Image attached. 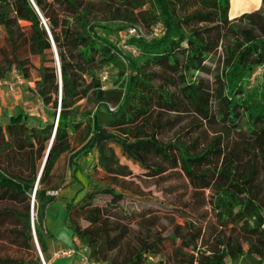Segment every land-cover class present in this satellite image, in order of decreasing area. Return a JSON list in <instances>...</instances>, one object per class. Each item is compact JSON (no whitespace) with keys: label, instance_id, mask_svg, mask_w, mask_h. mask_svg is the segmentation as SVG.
<instances>
[{"label":"trees","instance_id":"16d2710c","mask_svg":"<svg viewBox=\"0 0 264 264\" xmlns=\"http://www.w3.org/2000/svg\"><path fill=\"white\" fill-rule=\"evenodd\" d=\"M235 2L0 0V79L29 81L35 69L48 114L43 125L23 111L0 122V244L21 253L0 264H44L36 238L49 264L52 192L94 152L106 184L70 202L66 216L91 264H264V0L231 18ZM138 22L149 33L125 39L133 54L118 42ZM117 147L149 178L179 171L194 196L180 205L209 204L211 230L208 211L164 237L140 232L144 215L134 230L120 209L134 172ZM100 194L110 207L95 202Z\"/></svg>","mask_w":264,"mask_h":264},{"label":"rangeland","instance_id":"374dc122","mask_svg":"<svg viewBox=\"0 0 264 264\" xmlns=\"http://www.w3.org/2000/svg\"><path fill=\"white\" fill-rule=\"evenodd\" d=\"M262 0H236L235 7H234V15L231 18H235L240 16L243 12L254 11L257 10L261 5ZM256 7V8H254ZM243 11V12H242ZM241 12V13H239ZM239 13V14H238ZM137 28V29H136ZM136 32H140L141 34H148L149 30L144 27L141 22L137 23ZM160 31L159 29H154L150 32H154L156 34ZM152 35V34H151ZM131 36V33H127L126 35L122 34L120 37V41L118 45L127 50L136 54V50L133 48L130 49L129 46L124 44L125 39ZM34 65H40V59L38 57L32 58ZM37 71L33 70V79L37 78ZM114 79L115 74L111 73L108 74V79ZM260 81L259 76H252V78L248 81V88H252ZM34 106L32 108H45L43 106V102L39 99L37 102H34ZM20 108H23L20 106ZM47 108V107H46ZM42 113V112H41ZM46 120L45 123L48 121L47 113H43ZM172 116L174 114H171ZM30 118V116H29ZM4 123V116L1 119ZM190 118L187 119L185 122H189ZM174 133L166 132L165 137L171 136ZM117 153L120 157L122 163L128 164L129 167L134 172V177L129 178L128 180H134V184H139L142 188V192H138L136 185H128L126 189V198L121 201L120 209L122 214H126L128 218L132 220V227L134 230H139V226L137 222L141 220L142 216H146L148 223L145 225L147 227L145 230L144 228L141 229L142 234H147L149 232L158 233L161 236H167L171 234L174 226L177 224H184V222L190 218V216H198L203 218L202 214L208 211V219L203 220L204 227L207 232L211 230L208 227V222L211 218V211L210 205H205L200 210H192L191 208L185 209L180 205V198L184 199V202L187 200L193 201L194 196H192V190L189 189L188 184L184 180V178L179 174V171H176L173 175L157 179V178H149L146 176V170L141 168L136 163L127 159L121 152V150L117 147ZM89 159H84L80 157L78 162L81 164V169L78 171L79 177L85 181H88V189L91 187H103L105 183V179L103 175H99L94 173L96 162V156L88 155ZM73 168L67 167L66 173V188L68 186V181L70 179H74L73 175ZM97 172V171H96ZM172 171L171 173H173ZM92 177L91 178L89 177ZM94 178V179H93ZM78 180V179H77ZM96 183H98L96 185ZM63 188V189H64ZM76 187H73L75 189ZM117 190H120V187H117ZM61 191V190H60ZM59 191V193H60ZM86 192V188H83L78 192V197L71 198L67 196V193L64 192L59 195L56 200L49 206L46 216V229L50 230L52 237L48 239L51 247L54 248V244L64 243L67 246H71L74 243L73 240V231L69 227L66 216H67V206L70 202H75L79 200L84 193ZM70 193V192H69ZM206 195L210 197V192H207ZM110 196H106L103 194L98 195L95 202L102 207H110ZM156 224L155 227L152 224ZM83 225H87L85 221L82 222ZM151 227V228H150ZM149 229V230H147ZM149 231V232H148ZM174 244L172 240H167L164 245L161 247L162 256L167 257L173 250ZM21 255L20 251L15 247L7 245L6 243L0 244V256L5 257H12V258H19ZM60 255H63L60 253ZM236 264H248V262L244 259L239 260Z\"/></svg>","mask_w":264,"mask_h":264},{"label":"crops","instance_id":"0c3cea01","mask_svg":"<svg viewBox=\"0 0 264 264\" xmlns=\"http://www.w3.org/2000/svg\"><path fill=\"white\" fill-rule=\"evenodd\" d=\"M40 99V96L36 92V82L35 79L30 78L29 81L24 85L18 88L17 92L10 93L5 87L0 89V122L3 123L2 116H4V123L6 124L8 119L18 111H23L25 114L30 116L29 122L34 125H43L45 124V116L43 113H47V108H32L34 102H37ZM23 107V108H20ZM42 112V113H41ZM48 115V114H47ZM91 156H96V153L90 154ZM84 159H89L88 156H83ZM79 168L74 175V179H70L67 183L68 186L62 189L59 193L66 192L68 197L77 198L78 192L83 188L88 190V181H85L79 177L78 171L81 169V164L78 162ZM78 179V180H77ZM73 187H76L73 189ZM70 192V193H69ZM58 195V196H59ZM48 229V227H47ZM50 232V230H48ZM74 243L71 246H67L64 243L54 244V248L49 247L52 250V258L49 260V264H81V258L86 254V248L76 241V238L73 236ZM74 250L73 253L68 255H60L63 250Z\"/></svg>","mask_w":264,"mask_h":264},{"label":"built area","instance_id":"2783aa9c","mask_svg":"<svg viewBox=\"0 0 264 264\" xmlns=\"http://www.w3.org/2000/svg\"><path fill=\"white\" fill-rule=\"evenodd\" d=\"M136 30L135 29H131L130 30V33H135ZM261 72V69L258 70V73ZM107 77V74H104L103 78L106 79ZM28 82V80H26V78L19 74V73H13L10 77L6 78V79H0V89L2 87H5L7 89L8 92L10 93H14V92H17L18 91V88H20L21 86H24L26 83ZM57 125V119L55 120V127ZM52 194L54 195H59V192L58 191H54L52 192ZM74 250H63V254L64 255H68V254H71L73 253ZM86 254H84L81 258V264H91V262L88 260V253H87V250L85 251ZM151 260H153L152 257H150ZM44 264H47L45 261H44Z\"/></svg>","mask_w":264,"mask_h":264},{"label":"water","instance_id":"95a60500","mask_svg":"<svg viewBox=\"0 0 264 264\" xmlns=\"http://www.w3.org/2000/svg\"><path fill=\"white\" fill-rule=\"evenodd\" d=\"M51 144H52V140H51ZM51 144H50V146H49V150H50ZM49 150H48L47 154L49 153ZM33 199H34V196H33ZM35 242H36V245H37V248H38L39 255H40V257H41V259H42V261H43V263H44L45 260H44V258H43V255H42V252H41V250H40V247H39V245H38L37 238L35 239Z\"/></svg>","mask_w":264,"mask_h":264},{"label":"bare ground","instance_id":"6f19581e","mask_svg":"<svg viewBox=\"0 0 264 264\" xmlns=\"http://www.w3.org/2000/svg\"><path fill=\"white\" fill-rule=\"evenodd\" d=\"M56 128V127H55Z\"/></svg>","mask_w":264,"mask_h":264}]
</instances>
